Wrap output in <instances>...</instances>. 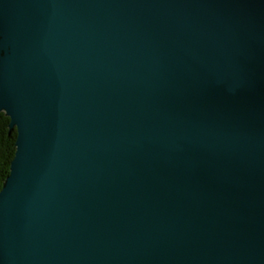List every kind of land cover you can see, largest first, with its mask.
<instances>
[{"label":"water","instance_id":"obj_1","mask_svg":"<svg viewBox=\"0 0 264 264\" xmlns=\"http://www.w3.org/2000/svg\"><path fill=\"white\" fill-rule=\"evenodd\" d=\"M0 113V264H264V0H0Z\"/></svg>","mask_w":264,"mask_h":264},{"label":"trees","instance_id":"obj_2","mask_svg":"<svg viewBox=\"0 0 264 264\" xmlns=\"http://www.w3.org/2000/svg\"><path fill=\"white\" fill-rule=\"evenodd\" d=\"M9 119L0 113V189L9 173V165L14 155L16 131L9 130Z\"/></svg>","mask_w":264,"mask_h":264}]
</instances>
